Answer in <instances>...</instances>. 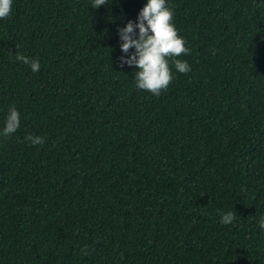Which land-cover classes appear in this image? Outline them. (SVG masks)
<instances>
[{
	"label": "trees",
	"instance_id": "obj_1",
	"mask_svg": "<svg viewBox=\"0 0 264 264\" xmlns=\"http://www.w3.org/2000/svg\"><path fill=\"white\" fill-rule=\"evenodd\" d=\"M92 2L0 19V264H264V0H166L190 53L159 96L120 63L148 0Z\"/></svg>",
	"mask_w": 264,
	"mask_h": 264
},
{
	"label": "clouds",
	"instance_id": "obj_2",
	"mask_svg": "<svg viewBox=\"0 0 264 264\" xmlns=\"http://www.w3.org/2000/svg\"><path fill=\"white\" fill-rule=\"evenodd\" d=\"M107 3V0H93V9ZM12 0H0V19L10 15ZM174 10L166 6V0H148L139 11L136 21L129 20L124 27L118 28L120 47L123 53L129 50L135 51L120 57L121 65H135V86L137 89L148 90L159 96L161 91L167 89L173 79L169 68V58L188 55L190 49L185 47V41L178 35L177 29L172 23ZM138 29V33L136 31ZM16 60L28 64L33 72H38L40 62L38 59H30L24 55H16ZM172 63L180 73L190 71V65L186 61L173 59ZM20 126V113L15 106L8 110L5 127L2 135L11 136ZM33 146L42 145L45 141L41 136L28 135L25 137ZM235 214L231 211L222 214L220 222L231 224ZM259 227L264 229V219L259 221ZM82 251L87 252V249Z\"/></svg>",
	"mask_w": 264,
	"mask_h": 264
}]
</instances>
